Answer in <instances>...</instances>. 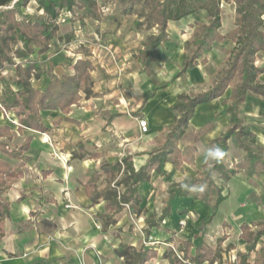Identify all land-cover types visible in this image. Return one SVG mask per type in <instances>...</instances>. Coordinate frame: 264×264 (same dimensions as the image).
Instances as JSON below:
<instances>
[{
	"label": "crops",
	"instance_id": "0c3cea01",
	"mask_svg": "<svg viewBox=\"0 0 264 264\" xmlns=\"http://www.w3.org/2000/svg\"><path fill=\"white\" fill-rule=\"evenodd\" d=\"M108 1L111 0L104 2ZM34 5L36 7L35 2ZM231 18L230 29L234 27V15ZM137 19L138 14L133 11L117 21L86 19L82 23L76 19L61 25L57 38L50 49L36 59L37 63L43 72L53 69L59 76L69 75L74 72L75 61L88 52L92 61L93 94L82 92L79 102L73 104L68 113L59 108L42 110L43 122L49 127L47 132L19 130V124L13 122L19 123L16 110L5 112L0 106V126L10 127V139L3 135L0 141L17 148L27 138L31 140L29 149L24 152L26 160L11 158L0 150V158L5 159L3 155L10 158L6 160L18 174L10 181L11 188L7 192L11 214L5 223V235L0 239V264H128L118 254L125 245L137 251L142 246L156 250L157 256L145 264H171L166 255L181 240L193 239L194 246L200 243L199 225L210 210L200 199L174 197L170 201L171 212L161 226L150 228L149 235L154 237L150 243L147 242L149 236L144 233L148 228L145 219L153 216L158 220L169 202V197L159 198L160 192L168 194L172 184L196 176L208 157L215 153L210 148L211 141L231 126L230 114L223 112V101H230L233 85L227 87L221 97L195 106L178 142L180 149L196 148L194 160L184 161L181 167L167 162L162 171L151 172L149 181L139 187L140 206L144 211L140 216L135 215L137 222L133 215H127L129 211L125 208L115 215L114 223L105 226L101 215L106 211V200L93 203L86 191V183L103 163H113L130 153L135 169L145 165L154 149L153 141L163 139L168 132L167 126L180 114L172 108L179 96H192L212 88L225 63L229 62L230 50L235 45L231 39L215 41L202 57L206 62L200 58L185 74L155 90L183 67V60L193 46L189 42L194 39V30L198 23L208 22V12L199 10L179 21H170L168 39L157 47L153 57L143 62L140 57L141 51L148 47L146 38L157 34L159 29L158 26L135 28ZM109 43L116 45L123 56L118 62L124 65L119 75L99 68L105 67V46ZM255 64L264 68V51L256 55ZM10 67V76L4 73L7 67L3 71L0 94L7 92L9 87L19 88L13 77L15 69ZM146 68L148 70L144 71ZM49 80L44 73L32 82V86L44 90ZM258 81L264 83V72L258 76ZM141 107L143 117L149 122L146 134L141 133L139 117L133 115ZM241 116L255 135L254 149L264 155V97L249 90ZM228 144L225 160L232 167L244 158L245 151L235 146L231 139ZM111 180L101 172L96 186L102 187ZM221 180L225 183L222 185L226 199L220 204L205 237L209 244L220 249L225 257L229 254L230 258L234 250L246 251V242L241 237L242 223L252 226L253 222L264 220L257 218L260 196L264 193L258 197L257 192L259 185H264V177H250L241 170L229 181ZM242 205L255 208L249 218L236 222L234 214L242 211ZM155 206L162 208L157 217L151 210ZM182 219L187 221L184 227L180 226ZM189 254L195 255L194 247ZM218 263L206 260L201 264Z\"/></svg>",
	"mask_w": 264,
	"mask_h": 264
},
{
	"label": "trees",
	"instance_id": "16d2710c",
	"mask_svg": "<svg viewBox=\"0 0 264 264\" xmlns=\"http://www.w3.org/2000/svg\"><path fill=\"white\" fill-rule=\"evenodd\" d=\"M32 2L36 3L35 11L29 12L27 9ZM111 4L112 11L105 14L103 7ZM225 4L233 6L235 18L234 27L227 32L222 31ZM199 10L208 12V22L197 24L194 40L189 42L194 47L191 54L185 56L183 67L173 74L171 80L156 86L155 90L167 86L172 80L185 74L188 68L196 66L215 41L231 39L235 43L230 50L228 67L209 90L192 96H179L172 108L179 110L180 114L167 126L165 137L153 141L154 149L145 165L135 169L132 154L126 153L113 163H103L85 185L93 203L106 200V211L101 215L105 226L114 223L115 215L125 208L131 215L140 216L144 210L140 206L142 196L139 187L143 182L149 181L151 172L162 171L167 162L181 167L184 161L190 163L194 160L196 148L185 146L180 149L178 142L193 116L195 106L200 102L221 97L227 87L237 79L230 101H223V112L230 114L231 126L211 141L210 148L215 153L208 157L203 169L196 176L185 179L170 189L169 202L158 220L153 216L145 219L148 228L144 229V233L148 237L150 228L161 226L162 221L170 214V201L174 197L200 199L208 205L209 213L199 225L202 234L200 243L194 246L193 239H185L176 247L196 264L206 260L221 262L222 259L221 250L209 244L205 237L218 214L220 204L226 199L223 186L216 181L215 175L229 181L237 172L243 170L250 177H264V155L254 149L255 135L244 124L241 116L242 105L249 90L264 97V83L258 81L264 68L255 64L256 55L264 51V0H111L102 3L99 0H0V82L4 78L3 71L9 65L15 69L13 77L19 86L17 90L9 87L7 92L0 94V106L5 111L16 110L19 130L34 129L42 132L49 130L43 122L42 110L59 108L68 113L71 106L79 102L82 92L86 95L93 94L92 61L88 52H85V57L75 61L74 72L69 75L59 76L53 69L43 72L37 63L36 59L50 49L63 23L76 19L82 23L86 19L105 18L117 21L136 11L138 19L134 21L135 28L158 26L159 29L157 34L151 36L148 47L141 51L140 59L143 62L145 58L153 57L157 47L168 39L167 28L170 21H179ZM202 62H206V58H202ZM44 73L50 78L48 86L44 90L33 87L32 82ZM142 107L133 112L135 117H143ZM3 135H8L10 139L9 126H0V137ZM229 139L245 151L244 158L232 167L225 161ZM30 143V138H27L20 147L10 148L6 141H0V150L11 158L26 160L24 152L29 149ZM101 172H105L112 180L97 188L96 182ZM17 175L16 168L6 159L0 158V239L5 235V223L11 214V201L7 192L11 188L10 181ZM260 200L264 204V193ZM252 225L256 226L255 229L248 222L241 225V237L246 242V252L238 254L240 264H264V220L253 222ZM223 239L224 237L220 241ZM193 247L195 255L192 257L189 253ZM256 250L259 251V257L253 262L249 261V257ZM118 254L128 264H145L157 256V251L145 249L144 246L137 251L133 246L125 245ZM166 257L171 264H184L173 250Z\"/></svg>",
	"mask_w": 264,
	"mask_h": 264
},
{
	"label": "rangeland",
	"instance_id": "374dc122",
	"mask_svg": "<svg viewBox=\"0 0 264 264\" xmlns=\"http://www.w3.org/2000/svg\"><path fill=\"white\" fill-rule=\"evenodd\" d=\"M103 2L104 1H107V0H102ZM140 7V6H139ZM138 7V8H139ZM224 7H225V12H224V14H223V17H224V21H223V27H222V31H225V30H228V29H230V27L232 26V24H233V20H232V16L234 15V8H233V6L232 5H228V4H225L224 5ZM31 8V9H30ZM29 12H34L35 11V5H34V2H32L31 4H30V7L27 9ZM194 37V36H193ZM194 40V39H193ZM150 41V36H147V38H146V42L148 43ZM107 46H109V47H112V49H113V51H114V53H115V58L113 59V58H111V55L107 52V56L104 58V61H105V67H99L100 69H102L103 70V72H108V73H110V74H117V75H119V72H120V70L121 69H123L124 67V65L121 63H118L119 62V60H121V59H123L122 57L123 56H120L121 54L116 50V45H115V47L113 46V45H111L110 43L109 44H107ZM135 48V47H134ZM193 46L191 47V48H189V51H188V55H190L191 54V51L193 50ZM229 60H230V58H229ZM226 64V66L224 67V69L222 70V73H223V71L228 67V65H229V62L227 63H225ZM97 65L99 66L100 64L99 63H97ZM144 71H146V70H148V68H146V69H143ZM10 71H12L11 70V67L9 66V65H7V69H6V71H4V73H6L7 74V76H10V74H11V72ZM122 72V71H121ZM221 73V74H222ZM221 76V75H220ZM238 80L237 79H235V81L232 83V85L234 86L235 85V83L237 82ZM1 84V83H0ZM5 111V110H4ZM6 112V111H5ZM6 116H7V114H6ZM14 121H17V120H14ZM15 124H19L18 123V121H17V123H15ZM3 157L5 158V159H7V160H11L10 158H8L6 155H3ZM226 161V160H225ZM227 163V162H226ZM228 166H230L229 164H228ZM215 179H216V181L219 183V184H223L224 182L220 179V177H218L217 175H215ZM225 184V183H224ZM177 184H172L171 185V188L172 187H175ZM223 186V185H222ZM262 192H264V185H259V187H258V192H257V196L259 197V195L262 193ZM169 194H170V190L168 191V194H167V192H165V191H163V192H160V194H159V198H161V199H165V198H167V197H169ZM160 200V199H159ZM242 209V211H239L238 213H235L234 214V217H235V219H236V222H239V221H241V220H243V219H245V218H249V216L252 214V212H253V210H254V208L255 207H250V206H248V205H242V207H241ZM146 209L149 211L150 209L149 208H147L146 207ZM126 211H127V208L125 209ZM151 210H154V214L153 215H155V217H157L158 215H159V212H161V210H162V208H161V206H155V207H153V208H151ZM258 211H259V213H258V217L257 218H264V204L263 203H260L259 202V204H258ZM128 216L130 215V213L129 214H127ZM133 218L136 220V222H137V218H136V216L135 215H133ZM256 218V219H257ZM132 219V218H131ZM187 222V221H186ZM185 226V225H184ZM252 228H254L255 229V227H254V225H252ZM246 248V247H245ZM237 250H239V246H238V249ZM236 250H234V251H232L231 252V257L229 258V254H227V256L225 257L223 254H222V259H221V262H219L220 264H224V263H227V264H240L239 263V253L237 252ZM240 252V251H239ZM246 251H245V249H244V252H241V253H245ZM227 253V252H226ZM259 257V251L258 250H256L254 253H252L251 254V256L249 257V261H251V262H253L255 259H257ZM218 263V264H219Z\"/></svg>",
	"mask_w": 264,
	"mask_h": 264
},
{
	"label": "built area",
	"instance_id": "2783aa9c",
	"mask_svg": "<svg viewBox=\"0 0 264 264\" xmlns=\"http://www.w3.org/2000/svg\"><path fill=\"white\" fill-rule=\"evenodd\" d=\"M112 7H113L112 4L111 5H108V6H104L103 7L104 13L105 14L110 13L112 11ZM105 50L111 55V58H113V59L115 58V53H114L112 47H109V46L106 45L105 46ZM13 122L14 123H17V121H14V120H13ZM138 125L140 127V130H141V133L142 134H146V133L149 132V122H148V120L146 118H144V117L139 118L138 119ZM43 137L46 140L49 139V136L47 134H43ZM126 206L128 207V205H126ZM185 224H186V220H184V219L180 220V226L181 227H184ZM153 240H154V237L152 235H149L147 242L150 243ZM147 242L145 241L144 243L147 244ZM173 251L176 252L178 258L180 260H182L184 262V264H196L194 261H192L189 258L185 257L184 253L178 251V249L176 247H173Z\"/></svg>",
	"mask_w": 264,
	"mask_h": 264
}]
</instances>
